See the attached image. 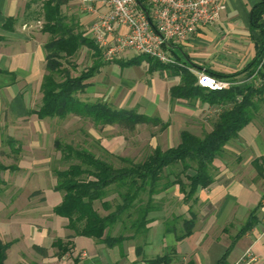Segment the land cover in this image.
Returning a JSON list of instances; mask_svg holds the SVG:
<instances>
[{
	"label": "crops",
	"instance_id": "1",
	"mask_svg": "<svg viewBox=\"0 0 264 264\" xmlns=\"http://www.w3.org/2000/svg\"><path fill=\"white\" fill-rule=\"evenodd\" d=\"M262 1L226 0V8L213 26L201 27L187 42L170 46V54L187 68L224 75L240 72L228 79L240 83L237 86L253 84L246 82L250 75L241 71L256 53L257 32L250 26V11ZM26 2L0 0V107L9 123L21 121L36 128L41 126L40 131L34 130L40 143V136L44 134L40 123L50 119L39 120L28 112L41 104L40 85L45 73L43 46L48 35L40 29H30L31 24L24 20ZM65 8L76 10L79 23L87 32L94 15L82 13L74 0ZM127 54L113 62L131 59H127ZM159 72V77L168 84L165 103L158 100L135 103L130 94L123 105L112 108L136 110L168 121L172 107L180 106V101L170 99V88L179 84L180 78L170 68ZM91 88L88 84L82 94L94 92ZM88 97L81 99L91 101ZM6 138L15 140L18 147H13L14 151L12 147L11 151H0V155L12 160V163L0 164L15 166L13 171L0 174L4 182L0 189V239L10 243L3 264H71L74 258L79 264H152V260L166 254L172 257L168 264H233L249 248L255 258L251 264H264V172L258 175L253 166L264 155V103L255 118L215 159L214 181L198 192L195 203L185 204L177 187L169 188L164 192L175 189L176 194H164L157 201L153 197L155 207L148 215L144 230L134 233L124 216L106 231L111 236L125 237L113 247L76 236L67 228L68 220L53 213V208L62 200V193L54 190L56 180L51 175L49 157L42 151H19L20 141L11 134ZM190 213L195 216L193 231L176 242L166 224L179 216L177 227H180L181 219L190 218ZM98 214L105 216L107 212ZM248 222L252 225L241 233ZM56 239L69 240L72 244L62 257L52 247Z\"/></svg>",
	"mask_w": 264,
	"mask_h": 264
},
{
	"label": "trees",
	"instance_id": "2",
	"mask_svg": "<svg viewBox=\"0 0 264 264\" xmlns=\"http://www.w3.org/2000/svg\"><path fill=\"white\" fill-rule=\"evenodd\" d=\"M73 0H27L24 20L40 24L42 33L48 35L43 49L45 53V73L40 92L41 104L28 114H35L39 120L60 119L76 116L90 120L93 125L119 126L128 131L138 125L159 126L161 130L168 127L158 117L147 116L136 110L115 109L102 101H85L79 97L87 86L88 80L94 77L100 67L105 64L99 47L87 35L86 30L75 17L66 16L62 8ZM264 1L254 5L250 11V26L257 32L255 38L256 53L252 61L241 71L251 75L264 56ZM87 48L91 53L92 66L77 75L71 74L74 69L71 59L81 48ZM146 62L148 71L170 68L174 75L179 76L180 83L170 88L172 102H200L219 110L209 132L199 137L187 130L179 132L177 145L161 149L155 147L142 161L134 162L125 157H119L120 167L98 158L93 152L84 148H74L71 145L54 141L65 161L71 162L66 169L54 170L56 178L54 190L62 193L61 202L53 208V213L68 220L67 228L74 235L94 239L96 242L113 247L120 244L125 237L111 236L107 230L122 221L129 219V229L138 233L145 229L149 222L148 215L154 209L153 197L169 188L177 187L183 196L185 204L197 201L200 190L206 189L214 181L213 162L223 152L225 145L237 138L238 132L249 124L264 103V86L257 87L252 83L243 86H233L220 91H210L196 85L195 76L184 64H162L145 54L122 62L123 66L140 65ZM69 66V67H68ZM71 67V68H70ZM206 73L217 79H228L240 72L224 75L206 70ZM7 143L14 151L15 140ZM16 151V149H15ZM258 175L264 172V155L253 162ZM15 166L0 164V174L3 171H13ZM164 180V181H163ZM4 184L0 177V189ZM115 195L119 200L114 206L107 198ZM146 197V201L142 197ZM94 202H100L108 213L101 216L93 208ZM173 217L166 224V229L179 242L191 235L195 216L181 219ZM248 222L241 233L250 228ZM127 227V226H126ZM10 243L0 239V264L6 258ZM52 247L57 249V256L62 257L70 251L72 244L56 239ZM39 249L42 253L45 250ZM173 249H170L172 252ZM169 254L152 260V264H168ZM71 264H79L74 258Z\"/></svg>",
	"mask_w": 264,
	"mask_h": 264
},
{
	"label": "rangeland",
	"instance_id": "3",
	"mask_svg": "<svg viewBox=\"0 0 264 264\" xmlns=\"http://www.w3.org/2000/svg\"><path fill=\"white\" fill-rule=\"evenodd\" d=\"M62 11L66 16L75 17L79 21L80 18L76 10L63 7ZM29 23L31 24L30 29H40V24H35L33 21ZM136 55L134 51H129L127 59ZM125 60L126 58L122 61ZM71 61L75 65L74 69L70 67L72 75L79 74L93 64L91 53L85 47L81 48ZM102 61L105 64L100 67L98 74L88 81L94 92L88 93L87 96L80 94V98L89 96L88 98L92 102H106L111 107L123 105L125 100L130 99V94H132L135 103L137 101L151 100L155 102L158 100L159 103L163 104L168 100V84L159 77V71L162 70L158 69L157 72L153 73L148 72L146 62H142L140 65L123 66L122 61L108 62L103 57ZM151 82L152 87H150ZM179 105L176 108L172 107L174 109L171 110V116L168 121H165L168 123V127L164 130H161L159 126L149 125H138L132 131L119 126L100 127L93 125L90 120L76 116H68L63 120H46L42 124L40 123L42 129L44 128V134L40 136V143L36 141L34 130L38 131L39 129L40 131L41 126L36 128L34 125L23 124L21 121L9 123L6 113L0 107V151H11V146L7 143L6 138L7 135L11 134L21 143L19 151H42L45 156H48L49 168L53 172V169H66L73 162L65 161L61 153L54 148V141L59 140L62 144L71 145L74 148L87 149L114 167H120L122 163L118 160L119 157L139 162L155 147L166 149L169 146H175L179 142V132L182 130H187L199 137L203 136L205 132L210 131L220 110L217 107H207L198 101H180ZM16 147L18 145H14V148ZM0 162L12 163V160H7L0 155ZM51 175L55 177L54 174ZM170 191L155 195V201H157V197H162L164 194L169 196L176 194L175 189ZM107 200L114 206V203L119 199L115 195H111ZM142 200L145 202L146 197L143 196ZM95 208L100 214L107 212L101 208L99 202L95 203Z\"/></svg>",
	"mask_w": 264,
	"mask_h": 264
},
{
	"label": "built area",
	"instance_id": "4",
	"mask_svg": "<svg viewBox=\"0 0 264 264\" xmlns=\"http://www.w3.org/2000/svg\"><path fill=\"white\" fill-rule=\"evenodd\" d=\"M82 13L94 15L87 35L99 47L105 61H114L129 51L145 54L162 64L178 65L169 52L190 40L201 27H211L226 8V0H74ZM264 23V15L262 16ZM39 24V23H38ZM196 85L210 91L237 86V81L217 79L188 68ZM264 86V56L246 79ZM251 248L233 264H251Z\"/></svg>",
	"mask_w": 264,
	"mask_h": 264
}]
</instances>
